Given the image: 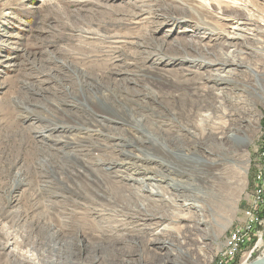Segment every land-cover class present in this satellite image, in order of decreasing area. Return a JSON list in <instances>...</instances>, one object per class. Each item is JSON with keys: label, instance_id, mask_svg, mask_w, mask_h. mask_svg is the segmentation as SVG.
<instances>
[{"label": "rangeland", "instance_id": "obj_1", "mask_svg": "<svg viewBox=\"0 0 264 264\" xmlns=\"http://www.w3.org/2000/svg\"><path fill=\"white\" fill-rule=\"evenodd\" d=\"M205 22L211 26H205ZM262 24L264 0H0V244L21 239L24 225L32 237L36 235V228L29 223L35 209L29 215L18 216V212L37 202L41 183L38 168L42 160L72 163L74 158L69 153L84 154L77 142L72 143V138L95 140L94 132L84 124L91 123V115H96L93 111L103 101L92 102L93 91L88 90L83 79L99 84V90L93 93L109 94L111 108L119 93L137 100L139 95L133 90L144 92L148 79L157 82L164 94L175 91L170 85L175 78V81L188 80L187 87L175 92L179 93L175 101L164 96L160 105L150 103L164 114L175 111L182 120H188L199 108L215 110L218 105L215 92L219 90L214 92L210 88L214 82L204 75L219 65L204 64L216 62L222 51L230 53L228 61L235 60L237 64L233 82L222 90L227 112L226 137L207 134L187 144L196 145L211 159H225L224 177L207 182L201 175L205 176L208 169L200 164L189 178L186 176L193 189L176 197L177 212H185L184 216L193 219L171 218L173 211L167 207L152 209L149 212L156 214L154 218L150 216L151 221H134L132 228L141 237L131 235L135 241L126 248L125 252L131 254L125 257L127 261L113 262L111 258L106 261V264H219L227 237L245 220V211L256 193L255 174L264 162V99L254 75L246 68L250 64L256 73H264ZM235 26H240L239 30ZM220 29L223 34H219ZM159 49L163 51L161 58L156 55ZM198 60L204 64L199 66ZM188 66L195 69L185 70ZM133 76L138 78L136 83L126 84L124 79ZM261 78L264 81V75ZM70 101H76L80 107H70ZM114 105L129 116V111L120 108L123 103ZM27 107L36 116L28 118ZM240 135L252 137L251 142H243ZM180 142L185 144L177 139ZM28 153L34 156L26 170ZM105 153L110 152L95 148L91 156L98 158ZM126 161L156 165L141 158ZM208 167L215 171L212 163ZM117 170L134 171L128 163L117 166L111 174L120 173ZM133 175L145 183L155 182L138 172ZM130 182L142 185L136 180ZM161 184L166 187L164 191L171 188L166 181ZM144 193L150 194L148 190ZM188 201L192 203L190 208L186 206ZM162 214L167 219L156 218ZM259 216L261 223L256 224L254 234L226 264H242L246 255H250L249 261L262 258L264 211ZM164 224L168 229L156 235ZM40 234L46 237V231ZM66 237L67 242L72 240L69 235ZM150 239L158 241L157 253L151 249L154 243ZM102 245L104 253L111 251L109 243ZM0 260H4L2 256ZM82 261L90 264L88 252Z\"/></svg>", "mask_w": 264, "mask_h": 264}, {"label": "bare ground", "instance_id": "obj_2", "mask_svg": "<svg viewBox=\"0 0 264 264\" xmlns=\"http://www.w3.org/2000/svg\"><path fill=\"white\" fill-rule=\"evenodd\" d=\"M237 23L240 24V22ZM204 24L205 26L210 25L209 22ZM239 28L240 26L234 27L237 30ZM219 34H223L222 29L219 30ZM162 52L159 49L155 54L161 58ZM218 55L219 58L216 62H212L213 64L211 62L207 64L206 61L204 64L203 61L198 60L201 62L199 66L202 64L205 66L219 65L207 70L208 74L204 75L207 80L214 82L210 88L212 87L214 92L219 90L218 93L215 92L218 105H216L215 110L207 107L199 108L192 119L188 120H182L175 111H170L167 115L158 111V107L151 105L152 103L157 106L160 105L162 102L160 99L164 96L175 101L179 97V93L175 92H178L182 86L187 87L190 82L188 80L175 81V78L173 82H170V85L175 87V91L164 94V92L160 93L157 82L148 79V86L144 92L133 90L135 94L139 95L137 100L134 97L131 98L119 93V98L113 100V108H111L109 94L107 92L98 95L93 93L95 90H99V84L83 79L82 82L88 90L93 91L90 92L94 98L91 99L92 102L95 103L96 99L103 101L101 107H97L93 111L96 115L95 117L91 115V123L88 125V121L84 124L87 125L88 130L94 132L95 140L72 138V143L77 142L84 153L82 156L79 152H75V154L65 152L72 155L70 158H74L72 163H63L57 159L53 164L51 161L42 160L41 166L38 168L41 183H38L37 190L40 194L35 192L38 194L37 202L34 203L35 205L25 207L26 209L18 212V216L29 215L30 211L35 209L30 216L29 223L32 228H36V235L32 237L25 229L27 226H22L24 234L21 235V239L0 244V259L1 256L4 259L0 260V264H84L82 258L86 252H88L90 264H106L107 259L110 258L113 262H125L127 261L125 257L131 256L125 251L130 243L135 241L131 240L132 236L137 234L136 238L140 239L141 237L137 233V229L132 228L134 221H151L150 216L154 218L156 213L149 211H153L152 209L164 210V207L173 211L169 217L180 216L183 218L185 212H177L179 207L176 197L181 193L188 194L193 189V183L190 179L186 180V176L189 178L188 175L191 174V171L200 164L208 169V171L206 170L208 173L209 171L212 172L208 167L209 163H212L215 166V171L210 175L208 173L205 176L201 175V178H206V181L209 182L211 178L224 177L225 159H211L205 151H199L196 145L187 144L188 141L202 139L207 134L216 135L218 138L226 137L227 112L223 104L222 90L228 88L229 82H233V76L237 74L234 65L237 64L235 60L228 61L230 53L225 54L220 51ZM252 67L248 64L246 66L247 71L254 75L257 89L260 91L261 98L264 99V81H261L264 73H256V68ZM191 69L195 68L185 67V70L192 71ZM198 71L199 69H196V72ZM137 80L138 78H134V76L124 79L126 84L128 82L136 83ZM222 83L224 85L220 87ZM199 84L202 85V83ZM115 95L113 92V97ZM130 102L134 104L133 107L129 108ZM69 103L71 104L70 107H80L76 101ZM115 103H123L120 108L129 111V116L120 113L119 105L116 107ZM34 113L33 109L27 107L28 118L35 115ZM116 130H120V132H116ZM241 138L243 142L247 143L252 140V137L249 138L248 136H241ZM177 139L185 141L186 145H182L181 142L177 143ZM95 148L105 149L110 153L94 158L91 156V151ZM27 155L26 170L29 169L34 153ZM106 155L109 156L104 157ZM85 156L89 157L86 158ZM133 158L155 162L156 165L143 166L134 161V163L126 161V159ZM124 163H128L134 171L128 173L124 170H117L120 173L113 172L111 174L112 170L114 171L117 166H122ZM121 171L125 173H121ZM21 172L19 171V176L22 175ZM136 172L144 174V177L151 178L155 182L145 183L133 175ZM130 180H136L142 185H134ZM163 181H166L171 187L167 191H164L166 187L161 184ZM147 190L150 194L144 193ZM45 193L46 197L44 196ZM188 200L190 199L188 198ZM186 206L190 208L192 203L189 202ZM88 215L96 216L89 218ZM184 217L189 218L190 221L193 219L191 216ZM261 217L259 215L256 217L255 224L251 227V234H254L256 224L261 223ZM156 218L165 220L167 215H158ZM161 220L158 221L159 224L162 223ZM160 226V231L156 232V235L161 234L162 230L168 229L167 224ZM42 230L46 231V237L40 234ZM66 235H69L72 240L67 242ZM151 241L152 239H150ZM103 243H109L111 247L109 250L111 251L104 253L100 249L103 247ZM151 243H154L151 249L154 252L158 251V244L156 245L158 241L153 240ZM249 256L246 255L242 264H254L257 259L249 261ZM261 257H264V254Z\"/></svg>", "mask_w": 264, "mask_h": 264}, {"label": "built area", "instance_id": "obj_3", "mask_svg": "<svg viewBox=\"0 0 264 264\" xmlns=\"http://www.w3.org/2000/svg\"><path fill=\"white\" fill-rule=\"evenodd\" d=\"M264 140V139H263ZM256 189L250 207L245 211L243 224L231 231L226 239V247L219 264L229 263L240 251L242 246L250 239L251 227L255 224L256 217L264 211V162L259 164L255 174Z\"/></svg>", "mask_w": 264, "mask_h": 264}, {"label": "water", "instance_id": "obj_4", "mask_svg": "<svg viewBox=\"0 0 264 264\" xmlns=\"http://www.w3.org/2000/svg\"><path fill=\"white\" fill-rule=\"evenodd\" d=\"M254 264H264V257L257 259Z\"/></svg>", "mask_w": 264, "mask_h": 264}]
</instances>
